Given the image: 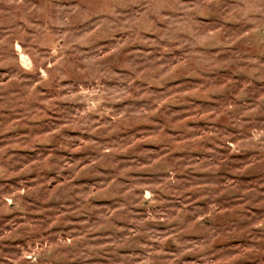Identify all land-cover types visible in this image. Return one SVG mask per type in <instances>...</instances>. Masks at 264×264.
Masks as SVG:
<instances>
[{
    "label": "rangeland",
    "instance_id": "obj_1",
    "mask_svg": "<svg viewBox=\"0 0 264 264\" xmlns=\"http://www.w3.org/2000/svg\"><path fill=\"white\" fill-rule=\"evenodd\" d=\"M0 264H264V0H0Z\"/></svg>",
    "mask_w": 264,
    "mask_h": 264
}]
</instances>
